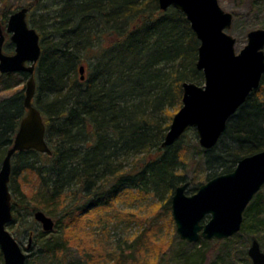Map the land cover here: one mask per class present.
<instances>
[{"label":"trees","instance_id":"obj_1","mask_svg":"<svg viewBox=\"0 0 264 264\" xmlns=\"http://www.w3.org/2000/svg\"><path fill=\"white\" fill-rule=\"evenodd\" d=\"M61 1L46 17L47 32L39 27V33L30 15L42 48L33 102L44 119L52 154L29 150L14 156L13 222H24L21 208L29 215L41 210L58 219L53 232L62 231L59 236L31 232L32 243L34 237L46 242L26 264H100L101 258L71 235L88 215L110 209L125 194L158 198L162 210L172 213L171 199L179 186L194 184L198 190L203 181L230 173L241 159L264 151V78L213 149L195 143L202 163L197 162L195 153L182 145L185 135L175 145L162 147L183 105V83L204 84L203 72L196 68L200 43L184 14L173 8L160 11L158 0ZM0 3V21L6 25L22 8L29 14L37 11L40 0ZM247 3L252 13H264V0ZM28 79L26 73L0 74V94L11 92L0 98V168L27 114L26 85L15 90L16 84ZM191 163L204 171H196L199 180L190 182ZM29 174L37 182L32 195L22 187ZM147 234H154L153 229L119 245L115 254L121 262L146 253ZM255 239L264 249L262 191L247 207L238 234L223 241L184 242L189 251L180 246L171 262L253 264L248 245ZM168 251L161 252L158 264H165Z\"/></svg>","mask_w":264,"mask_h":264},{"label":"water","instance_id":"obj_2","mask_svg":"<svg viewBox=\"0 0 264 264\" xmlns=\"http://www.w3.org/2000/svg\"><path fill=\"white\" fill-rule=\"evenodd\" d=\"M160 11L173 8L181 11L198 39L197 70L203 72L204 84L183 83L182 107L174 115L163 148L175 145L190 129H195L198 143L204 150L213 149L224 135L230 119L259 89L264 78V28L249 32L248 44L235 51L236 39L228 34L234 15L222 9L218 0H158ZM28 8L13 13L6 32L15 46L13 54L3 50L5 36L0 24V73H26L25 109L13 145L8 149L0 168V250L5 264H26L28 254L7 229L13 223L10 182L14 156L35 150L51 155L46 140V125L34 105L35 70L41 58V39L28 23ZM85 80V67L79 69ZM264 187V151L241 159L234 171L219 175L188 195L189 183L179 186L171 199L172 217L182 241H223L238 234L244 213ZM45 233L55 229V220L43 211L33 215ZM209 217L206 223L204 219ZM32 248V237L27 250ZM253 264H264V251L255 239L248 248Z\"/></svg>","mask_w":264,"mask_h":264},{"label":"rangeland","instance_id":"obj_3","mask_svg":"<svg viewBox=\"0 0 264 264\" xmlns=\"http://www.w3.org/2000/svg\"><path fill=\"white\" fill-rule=\"evenodd\" d=\"M218 1L223 10L234 15L233 26L227 32L236 39L235 51L239 54L248 44L249 32L264 28L262 27L264 23V13H252L247 0ZM61 3V0H40L38 10L28 16L29 23L32 16L36 21V28L39 33V27L42 29L41 32L49 31L50 26L46 17L50 14L52 15L54 10L58 9ZM1 5L0 3V7ZM31 26L33 27V25ZM14 51L15 46L11 43L9 36H6L4 52L6 54H13ZM26 82L27 81L24 83H17L15 90L22 89L26 85ZM9 94H11V92H2L0 98L8 96ZM196 142H198L197 133L195 129H190L183 137L182 145L188 146L192 154L194 155L195 153L194 157L197 162L200 161V163H202L200 156L195 150ZM198 170L199 172L204 171L203 168L193 163L188 165L187 175L190 182L194 181L197 173H199L196 172ZM197 179L199 180V178H196L195 181H197ZM206 182L208 181H203L201 185ZM36 183L33 175H27L22 181L23 190L29 195H32ZM194 188V184L188 188V195H193L197 192V190H193ZM261 191L264 192V187ZM158 201L159 199L153 196L136 197L134 194L122 195L110 209L100 212L95 211L88 215L83 223L78 225L79 228H73V230H71V235L74 237L76 236L77 244L81 243V245L87 246V250L93 253L96 259L101 258L100 264H158L161 254L168 249L169 251L164 256L163 261L165 264H174V262H171L173 261L172 253L177 251L180 246H185L183 248H186L187 251H189V247L183 244L186 241H182L177 235L172 213L163 211L161 208L162 204ZM19 215L24 222H13L7 226V229L18 240L28 256H34L46 242V239L41 238L38 240L34 237L32 248L28 251L29 235L31 232L36 235L43 231L42 227L35 221L33 215H29L28 210L21 208ZM54 220L58 222V219ZM208 220L209 217H206L203 223H206ZM151 229H153L154 234H147V240L145 238L144 251H146V253H140L137 260L131 259L130 261L121 262L118 256L119 254H115L120 250L119 245L121 246L124 244L126 240L129 242L133 241V239L140 236L144 231ZM57 231V233L52 232V234L56 236L61 235V229L57 228ZM249 246L250 245H248V247ZM89 247H91V249H89ZM262 250L264 251L263 248ZM1 254L0 250V255ZM193 261L196 260L193 259ZM0 264H5L1 256Z\"/></svg>","mask_w":264,"mask_h":264},{"label":"flooded vegetation","instance_id":"obj_4","mask_svg":"<svg viewBox=\"0 0 264 264\" xmlns=\"http://www.w3.org/2000/svg\"><path fill=\"white\" fill-rule=\"evenodd\" d=\"M29 12H30V10H29ZM28 16H29V13H28ZM27 19H28V17H27ZM8 23V22H7ZM7 23H6V25H3L2 24V22L0 21V24H1V29H2V31H3V33H4V36H5V41H6V36H9V39H10V34H8L7 32H6V26H7ZM28 23H29V21H28ZM29 25H30V23H29ZM31 26V25H30ZM32 27V26H31ZM12 43V42H11ZM4 44H5V42H4ZM14 45V44H13ZM3 50H4V45H3ZM9 55H11V54H9Z\"/></svg>","mask_w":264,"mask_h":264}]
</instances>
